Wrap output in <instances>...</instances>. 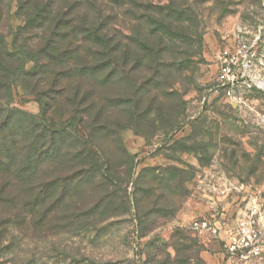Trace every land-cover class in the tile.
Returning a JSON list of instances; mask_svg holds the SVG:
<instances>
[{
  "label": "rangeland",
  "instance_id": "1",
  "mask_svg": "<svg viewBox=\"0 0 264 264\" xmlns=\"http://www.w3.org/2000/svg\"><path fill=\"white\" fill-rule=\"evenodd\" d=\"M190 1L203 35L200 47L182 45L190 58L169 102H185L176 127L144 133L124 126L115 142L95 138L106 175L89 182L83 176L61 202L55 196L32 208L0 203V264H264V252L249 261H221L220 240L190 227L193 218L211 214L234 226L253 202L264 210V0ZM16 10L14 1L6 33L20 24ZM242 43L254 51L252 87L235 100L218 88L217 54ZM12 107L41 109L21 87ZM71 118L49 115L57 126ZM74 126L88 137L84 124ZM59 163L41 174H73Z\"/></svg>",
  "mask_w": 264,
  "mask_h": 264
},
{
  "label": "trees",
  "instance_id": "2",
  "mask_svg": "<svg viewBox=\"0 0 264 264\" xmlns=\"http://www.w3.org/2000/svg\"><path fill=\"white\" fill-rule=\"evenodd\" d=\"M14 1L20 24L6 33ZM202 35L190 0H0V203L61 202L83 176L106 175L95 138L115 142L124 126L173 130L185 109L181 95L169 103L190 58L182 45L200 47ZM19 87L38 114L12 107ZM53 111L72 118L57 126ZM52 161L73 174L42 175Z\"/></svg>",
  "mask_w": 264,
  "mask_h": 264
},
{
  "label": "built area",
  "instance_id": "3",
  "mask_svg": "<svg viewBox=\"0 0 264 264\" xmlns=\"http://www.w3.org/2000/svg\"><path fill=\"white\" fill-rule=\"evenodd\" d=\"M254 61V51L246 43L238 46H223L217 54L218 88L230 99H241L242 92L252 87L249 70ZM192 230L218 238L229 258L249 261L264 252V210L253 202L249 212L238 218L234 226L225 227L221 218L211 214L190 221Z\"/></svg>",
  "mask_w": 264,
  "mask_h": 264
},
{
  "label": "crops",
  "instance_id": "4",
  "mask_svg": "<svg viewBox=\"0 0 264 264\" xmlns=\"http://www.w3.org/2000/svg\"><path fill=\"white\" fill-rule=\"evenodd\" d=\"M205 234H207V233H205ZM209 235V234H208ZM212 237V236H211ZM222 246V245H221ZM223 249V248H222ZM218 258H219V260H221V261H223V260H226V259H228V262H230L229 260H231L229 257L227 258L226 257V254L224 253V251H220L219 253H218ZM232 261V260H231Z\"/></svg>",
  "mask_w": 264,
  "mask_h": 264
}]
</instances>
